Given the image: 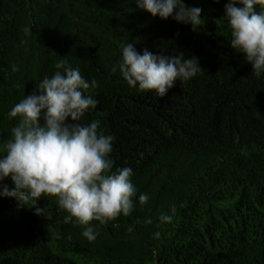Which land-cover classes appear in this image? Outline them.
<instances>
[{
  "label": "trees",
  "instance_id": "trees-1",
  "mask_svg": "<svg viewBox=\"0 0 264 264\" xmlns=\"http://www.w3.org/2000/svg\"><path fill=\"white\" fill-rule=\"evenodd\" d=\"M182 2L202 9L201 28L150 17L134 0H0V146L17 123L9 111L64 59L96 81L99 104L82 122L115 136L114 168H132L137 189L132 213L92 242L54 197L37 203L47 221L0 198V264H264V76L229 47L228 0ZM127 40L196 57L202 71L162 98L139 92L118 68Z\"/></svg>",
  "mask_w": 264,
  "mask_h": 264
},
{
  "label": "clouds",
  "instance_id": "clouds-1",
  "mask_svg": "<svg viewBox=\"0 0 264 264\" xmlns=\"http://www.w3.org/2000/svg\"><path fill=\"white\" fill-rule=\"evenodd\" d=\"M134 3L150 17L171 18L193 31L204 20L200 7H187L182 0ZM221 20L230 30L229 47L251 65L252 75L264 76V0H228ZM118 68L130 88L157 98L164 97L176 81L187 82L202 71L196 57L185 58L182 52L157 55L148 49L138 52L128 40L121 45ZM55 69L8 113L17 123L11 138L0 146V198L14 200L18 208L35 209L33 214L47 221L52 213L37 203L42 197H54L58 207L68 213L64 223L74 220L83 228L82 236L92 242L100 225L132 213L137 195L134 173L130 167L114 168L110 154L115 136L105 134L99 120L82 122L99 104L89 92L97 87L96 81L85 79L64 59ZM12 71H19L18 66L13 65ZM150 199L149 194L141 193L138 203L144 206ZM171 213H161L159 223H170L175 208ZM144 223L153 221L147 218Z\"/></svg>",
  "mask_w": 264,
  "mask_h": 264
}]
</instances>
